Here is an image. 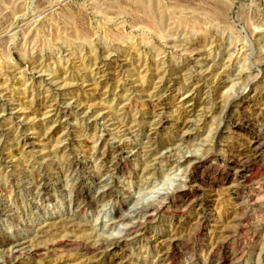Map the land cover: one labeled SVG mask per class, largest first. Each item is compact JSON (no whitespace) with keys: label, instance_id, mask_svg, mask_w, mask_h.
Returning <instances> with one entry per match:
<instances>
[{"label":"rangeland","instance_id":"obj_1","mask_svg":"<svg viewBox=\"0 0 264 264\" xmlns=\"http://www.w3.org/2000/svg\"><path fill=\"white\" fill-rule=\"evenodd\" d=\"M18 243L264 264V0H0V263Z\"/></svg>","mask_w":264,"mask_h":264},{"label":"bare ground","instance_id":"obj_2","mask_svg":"<svg viewBox=\"0 0 264 264\" xmlns=\"http://www.w3.org/2000/svg\"><path fill=\"white\" fill-rule=\"evenodd\" d=\"M154 104V103H153ZM156 105V104H155ZM154 105V106H155ZM160 107V106H159ZM156 108V107H155ZM154 108V109H155ZM158 108V107H157ZM153 110V109H152ZM157 110V109H156ZM155 110V111H156ZM58 112V111H57ZM153 114V113H152ZM163 122V120L162 121H159V122H157V124L159 125V124H161ZM178 124H179V122H178ZM177 125V124H176ZM178 127L180 128V129H183V128H185V127H187L186 126V123L184 122V121H182V122H180V124L178 125ZM257 146V145H256ZM259 147V146H258ZM257 148V147H256ZM124 146H120V147H117L115 150L117 151V152H122V151H124ZM247 149V148H246ZM258 149V148H257ZM257 151V150H256ZM253 153V152H252ZM246 156V155H245ZM251 156H253V155H251ZM242 157H244L243 155H242ZM246 158V157H245ZM251 158V157H250ZM239 159V158H238ZM244 159V158H243ZM235 160V159H234ZM198 161V160H197ZM241 161V160H240ZM243 161V160H242ZM189 162V161H188ZM234 162V161H233ZM198 163V162H197ZM247 163V162H246ZM242 164H245L244 162L242 163ZM238 165V164H237ZM102 183V182H101ZM159 209L157 208V207H155V208H152L151 209V211L152 212H155V213H157V211H158ZM147 212L146 211H143L141 214H146ZM121 220H124V219H126V216L125 215H120V217H119ZM65 223H71V220H67ZM135 226V225H134ZM133 226V227H134ZM136 228V227H135ZM134 228V229H135ZM43 230V229H42ZM45 230H46V228H45ZM129 232V231H128ZM128 232H126V233H128ZM40 233H44V231H42V232H40ZM133 235V234H132ZM129 237H131V235L130 234H127L126 236H125V238H120V239H117L116 241H114L112 244H111V246H113V245H117V244H119L120 243V241H124V242H127L128 241V238ZM173 242V241H172ZM24 245V244H23ZM22 244H19L18 243V245H16L14 248H15V250L16 251H14V254H13V256H10L11 258H8L5 262H1L0 264H15V262H16V260L14 259V256H15V254H20L21 252H22V246H23ZM33 247V246H32ZM100 249V248H99ZM97 250V249H96ZM39 251V248L37 249V248H35L34 249V251H33V253H36V252H38ZM95 251V250H94ZM7 258V257H6ZM5 258V259H6Z\"/></svg>","mask_w":264,"mask_h":264}]
</instances>
